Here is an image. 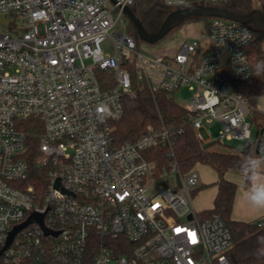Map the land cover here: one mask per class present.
I'll return each instance as SVG.
<instances>
[{"label": "built area", "instance_id": "obj_1", "mask_svg": "<svg viewBox=\"0 0 264 264\" xmlns=\"http://www.w3.org/2000/svg\"><path fill=\"white\" fill-rule=\"evenodd\" d=\"M138 0H0V264H230L231 236L220 217L200 219L191 194L199 184L181 173L172 151V128L148 126L135 142L116 144L115 123L131 77L153 94L187 88V119L203 144L252 138L247 99L233 84L249 79L245 48L252 29L211 18L208 44L193 41L172 53L143 56L126 32L101 44ZM166 7L217 5L224 0H156ZM28 119L39 124L35 136ZM215 125L213 141L211 127ZM203 131L204 135L201 133ZM38 131H35V133ZM47 170L42 200L28 184L26 153ZM264 157V126L256 135ZM166 146L179 186L154 184L146 153ZM58 181L59 187H56ZM6 247L9 233L32 213ZM264 228V216L254 222Z\"/></svg>", "mask_w": 264, "mask_h": 264}, {"label": "trees", "instance_id": "obj_2", "mask_svg": "<svg viewBox=\"0 0 264 264\" xmlns=\"http://www.w3.org/2000/svg\"><path fill=\"white\" fill-rule=\"evenodd\" d=\"M156 0H138L131 7L138 18L140 13H146ZM259 0H224L215 6L225 8L235 14H246L256 10ZM262 3L264 0H261ZM157 2V1H156ZM198 5H209L198 4ZM264 14V9L260 8ZM204 19L209 17H191L185 21ZM127 34L132 36L136 43L139 40L136 30L125 17ZM252 29V39L245 48V54L250 65L251 74L245 82L233 84V92L247 99L252 108V117L255 112L256 99L264 95V32ZM257 115V114H256ZM164 125L172 128L174 132L172 151L181 173L192 170L196 164L209 166L218 175V192L213 202L212 209L202 212L204 219L218 216L223 221L231 236V246L227 251L230 264H264V228H257L252 223H244L231 219L232 205L236 192V185L224 179L227 172H239L245 176L246 186L250 184L247 162L250 159L258 161L255 152L256 137L244 141L241 148L236 151H219L215 149L217 142L203 144L187 119L186 110L176 104L170 94L156 90L153 94L142 81L131 77L130 92L123 99V115L115 123L114 140L116 144L125 141L135 142L145 132L148 126L155 128ZM25 131L33 136L39 133V124L28 119L23 126ZM35 131H38L35 133ZM26 159L30 163L28 184L33 185L41 201L48 183L47 170L36 166L33 157L36 151L35 138L31 137ZM226 146L225 144H221ZM233 148V147H231ZM233 150V149H232ZM166 146L151 149L146 153V158L155 163L156 175L170 172L171 158Z\"/></svg>", "mask_w": 264, "mask_h": 264}, {"label": "rangeland", "instance_id": "obj_3", "mask_svg": "<svg viewBox=\"0 0 264 264\" xmlns=\"http://www.w3.org/2000/svg\"><path fill=\"white\" fill-rule=\"evenodd\" d=\"M192 5V4H190ZM255 6L257 7L256 10H261L260 8L264 9V2L262 3L261 0L256 2ZM177 7H166L159 2H154V4L146 11V13H140L138 18L143 23V25L149 31L158 29L162 24L163 20L166 18L170 11L176 10ZM207 21L204 19L198 20H190V21H182L174 24L173 28L159 41L154 44L146 43L142 40L137 41V50L140 54L148 58H155L163 53H172L177 50L182 44L190 43L193 41L198 42L202 46H206L208 44V33H207ZM128 23L126 22L125 18H123L117 26L113 29L109 30V37L101 44V48L105 53L112 54L113 53V41L112 38L117 32H127ZM251 28H255L252 25H249ZM0 33H8L7 29L0 25ZM173 101L181 107H186L188 101L191 97V93L187 90V88H181L179 91H176L170 95ZM255 119L252 117V113L250 114L249 121L251 122V133L252 138H255L258 131H259V124H258V116L256 113L253 114ZM211 127V137H207L204 135L203 131L201 133L204 135V140L213 141L216 136V126L212 125ZM223 146L221 144H216L215 149L223 152L227 151H236L242 147L243 142L241 141H232ZM233 147V148H231ZM233 149V150H232ZM258 162L264 161V158L261 156H257ZM259 163V164H260ZM201 165H195L193 171L198 175L199 184H200V170ZM239 173V172H233ZM154 184L156 186H160L162 188H172L176 184L175 181V174H168V175H161L154 180ZM198 184V186H199ZM198 188V187H197ZM197 190V189H196ZM196 190L191 194L192 206L194 210L198 213V217L200 219H204L200 210L194 204L195 202V195Z\"/></svg>", "mask_w": 264, "mask_h": 264}, {"label": "water", "instance_id": "obj_4", "mask_svg": "<svg viewBox=\"0 0 264 264\" xmlns=\"http://www.w3.org/2000/svg\"><path fill=\"white\" fill-rule=\"evenodd\" d=\"M124 16L129 20L136 30L137 37L149 44H154L162 39L178 22H182L191 17H209L221 18L239 23L252 25L255 29L264 32V14L260 10H253L246 14H235L225 8L213 5H197L192 4L185 7L177 8L170 11L163 20L156 32L149 34L142 26V22L137 18L131 8H124ZM1 20V19H0ZM255 152L258 154V146H255ZM176 185L179 186V178L176 177ZM56 187H59L58 181ZM44 213H32L29 218L19 226H16L10 233L7 239L6 247L12 242L15 234L29 224H38L46 234L49 232L43 227Z\"/></svg>", "mask_w": 264, "mask_h": 264}, {"label": "crops", "instance_id": "obj_5", "mask_svg": "<svg viewBox=\"0 0 264 264\" xmlns=\"http://www.w3.org/2000/svg\"><path fill=\"white\" fill-rule=\"evenodd\" d=\"M255 112L258 116L259 127L264 126V95L256 99ZM264 158V157H261ZM201 165L200 184L196 190L194 204L200 210L205 212L213 207L214 199L218 192L217 181L218 175L209 166ZM259 172L264 175V161L259 164ZM224 179L236 185V192L231 211V219L244 223H254L256 220L264 216V211L254 208L246 199L245 194L251 188V182L246 186L244 174L227 172L224 174Z\"/></svg>", "mask_w": 264, "mask_h": 264}, {"label": "clouds", "instance_id": "obj_6", "mask_svg": "<svg viewBox=\"0 0 264 264\" xmlns=\"http://www.w3.org/2000/svg\"><path fill=\"white\" fill-rule=\"evenodd\" d=\"M259 163L254 159L247 162L251 188L245 194V199L257 210L264 211V175L259 172Z\"/></svg>", "mask_w": 264, "mask_h": 264}, {"label": "flooded vegetation", "instance_id": "obj_7", "mask_svg": "<svg viewBox=\"0 0 264 264\" xmlns=\"http://www.w3.org/2000/svg\"><path fill=\"white\" fill-rule=\"evenodd\" d=\"M142 26H143V28L145 29V31H146L147 33H149V34H152V33L156 32V30H157V29H155V30L149 31L148 29H146V27L143 25V23H142Z\"/></svg>", "mask_w": 264, "mask_h": 264}]
</instances>
